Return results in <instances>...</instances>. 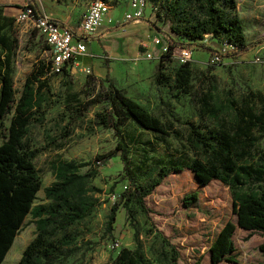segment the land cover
I'll list each match as a JSON object with an SVG mask.
<instances>
[{
	"label": "rangeland",
	"instance_id": "374dc122",
	"mask_svg": "<svg viewBox=\"0 0 264 264\" xmlns=\"http://www.w3.org/2000/svg\"><path fill=\"white\" fill-rule=\"evenodd\" d=\"M0 1L6 3L13 0ZM106 1L112 7L101 18L102 21L108 20L110 16L121 18L129 8L125 5L126 0ZM167 1L147 0L140 19L147 21L151 41L159 38L157 50L147 55L138 47L139 52L131 58L132 62L127 61L129 67H116L118 80L114 79L117 86L122 85L126 94L178 131L176 135L154 132L140 127L131 118L119 125L126 144L130 176L141 185L148 183L157 174L160 164L187 162L194 156H201L184 138L189 124L208 133L219 123L214 116L200 110L189 92L152 81L155 62L166 46V36L187 42L172 30L174 22L168 19L163 7ZM236 1L247 37L250 40L264 38V0H251L250 3L246 0ZM87 2L38 0L36 6L38 11L53 7L59 12H67L72 6L70 15L77 20ZM16 14L12 18L10 30L15 38L7 55L14 89L18 94L25 75L39 61L46 60L48 50L36 27L29 20H16ZM201 40L220 53L232 47L221 34L204 33ZM188 48L191 50L188 59L192 70L191 90H205V85L210 81V100L219 106L221 115L232 117L235 106H248L255 112L262 111L264 117V41L252 45L246 53L236 58L224 56L217 63H212L209 72H206V66L210 63L211 54L196 45ZM179 54L180 47H175L171 56L163 59V70L168 75H172L175 66L181 62ZM256 55L258 59L254 60ZM66 69L67 72L46 74L47 85L42 89L41 99L34 112V117L40 120H31L27 127L26 139L36 151L32 162L40 177V187L31 206L49 202L44 196L43 187L55 179L56 165L64 159L87 162L78 167L81 173L95 168L91 176L84 178L83 185V194L92 199L93 205L88 213L69 226L68 231L74 237L52 264H112L121 246L135 251L143 264H171L170 248L161 241L162 235L178 248L176 264H192L196 260L198 264H210L208 258L207 261L204 258L208 255L206 244L213 231L225 218L235 222L229 188L218 180L201 179L197 182L194 174L185 170L168 174L145 196L150 209L148 215L129 201L130 215L122 205L117 206L110 231H104L109 206L118 200V194L127 181L126 176L122 175L123 168L118 155L106 158L103 164L98 163L95 157L112 148L117 140L111 128L97 123V116L103 106L98 98L106 90V82L84 69ZM72 92H77L79 101L70 99ZM84 104H88L86 109H83ZM9 116L10 113L0 119V134ZM251 131L255 136L254 143L248 150L250 156L246 154L242 161L264 163V125L259 121ZM188 196L195 197L189 201ZM35 220L36 217L30 212L26 213L0 264L16 262L26 242L36 234ZM55 237L63 236L56 231ZM263 238L264 235L258 231H248L235 225L232 233L235 262L222 260L218 264H244L261 259L257 243ZM71 248V252L63 256L66 249Z\"/></svg>",
	"mask_w": 264,
	"mask_h": 264
},
{
	"label": "trees",
	"instance_id": "16d2710c",
	"mask_svg": "<svg viewBox=\"0 0 264 264\" xmlns=\"http://www.w3.org/2000/svg\"><path fill=\"white\" fill-rule=\"evenodd\" d=\"M36 5L32 0V10L38 15ZM163 7L168 19L174 22L172 30L176 35L183 36L187 42L166 36V47L155 62L152 81L189 92L197 101L200 110L214 116L219 123L208 133L199 130L196 125L189 124L184 138L191 148L201 153V156H194L187 162L172 161L169 165L160 164L157 174L148 183L145 185L135 183L130 176L126 144L119 125L131 118L140 127L154 132L176 135L178 131L173 130L169 124L127 95L124 89L118 87L108 76V72L105 73L102 81L106 82V90L98 98L103 106L97 116V123L102 127L111 128L117 140L112 148L96 154L95 157L98 163L103 164L106 158L118 155L122 163V175L126 176L127 181L118 194V200L109 206L103 225L104 231H110L117 206L122 205L130 215L129 201L134 202L148 215L150 209L145 196L168 174L185 170L194 174L197 182L201 179H213L228 186L235 222L225 218L213 231L206 244V250L209 251L210 264H216L220 260L235 262L232 243L235 225L264 234V163L242 161L245 160L246 154L250 156L248 150L254 143L252 128L259 121L264 125L263 112H255L248 106H235L232 117L221 115L219 106L210 100V81L205 85V90H191L192 70L189 61L179 62L173 74L168 75L163 70V59L170 57L175 47L185 48L193 45L206 49L209 54L217 53L221 59L224 56L236 58L252 45L264 41V38H257L252 42L245 40L236 0H168ZM12 18L13 16L3 14L0 8V119L10 113L0 141V263L9 251L22 219L30 212L36 217V234L26 242L14 264H52L74 237L68 231L69 226L88 213L93 205L92 199L83 194V185L84 178L91 176L95 168L81 173L78 172V167L87 162L61 160L56 165L55 179L43 187L44 196L49 202L31 206L40 187V177L38 169L32 162L36 151L26 139V133L31 120H40L34 117V112L41 99L42 89L47 85L46 74L51 72L46 57L45 61H39L25 75L22 87L16 94L7 55V50L11 49V42L15 38L10 31ZM204 33L223 35L225 41L232 45L231 49L225 53L218 52L215 47L201 40ZM45 46L47 48L46 43ZM211 68L212 63H209L206 72ZM62 71L67 72V69L64 67ZM70 99L79 101L77 92L70 93ZM87 106L88 104H84L83 109ZM241 188L243 190H240ZM194 197L187 198L190 201ZM56 231L61 232L63 237H55ZM161 238V241L170 248L171 264H176L179 257L177 246L165 235ZM257 249L264 255V240L257 243ZM71 250L72 248L66 249L63 256L69 254ZM112 264L143 263L135 251H130L127 246H121ZM192 264H198V261ZM245 264H264V260L259 259Z\"/></svg>",
	"mask_w": 264,
	"mask_h": 264
},
{
	"label": "crops",
	"instance_id": "0c3cea01",
	"mask_svg": "<svg viewBox=\"0 0 264 264\" xmlns=\"http://www.w3.org/2000/svg\"><path fill=\"white\" fill-rule=\"evenodd\" d=\"M24 1L25 0H20V1L13 0L11 2L8 1L6 3L0 1L1 11L5 15L14 16V14L18 11L19 6L22 5ZM250 1L251 0H246V2L248 3H250ZM86 5L87 3L80 10L77 20H75L76 19L75 16L70 15V13L72 14V10H73L72 6L68 8L69 11L67 12H59L56 8L54 9L53 7H48V9L47 7H45V10L47 11H45L44 8L43 10L48 15L52 16L54 19L59 20L61 22H65L66 24L69 25V27L74 28L77 25V23L80 22L82 12L84 11ZM125 5H128L127 0L125 2ZM110 7H112L111 4H109L108 9ZM236 8L238 13L239 4L237 1H236ZM239 17L241 18L240 15ZM117 20L122 21V16L121 18H119V16L118 17L110 16L106 21H102L101 19V22L98 25L95 33L91 35L87 40H84L85 52L82 53L81 55H78L74 59V61L70 63L69 66L67 67L68 68L70 67L72 71L84 69V71L91 72L92 76H95L100 79H103L105 73L108 72L107 73L108 76L111 77L114 81V79L118 80V77L116 75L117 74L116 71H118L117 68L120 67L121 65L125 66L126 68L129 67V63H127V61L132 62L131 58L135 57L139 52L138 47L143 49L142 52L144 51L145 53H149V54H152L157 50L156 44H154L149 38V32L147 28L148 24L146 20H139L138 22L137 21L125 22L120 25L116 24ZM241 21L243 24L242 29L244 32L245 40L248 42L249 41L252 42L254 39L250 40L247 37V33L245 30L246 27L243 23L242 18ZM246 52L247 50L242 54ZM118 87H122V85ZM6 124L4 125V127L6 126ZM3 131L5 132V128L3 129ZM4 132H2L0 135L2 136ZM1 136H0V141L2 139ZM262 240H264V238ZM206 251L208 255L204 258V261H207L206 258H209V251L208 250ZM260 254H261L260 260H264V255L261 252Z\"/></svg>",
	"mask_w": 264,
	"mask_h": 264
},
{
	"label": "built area",
	"instance_id": "2783aa9c",
	"mask_svg": "<svg viewBox=\"0 0 264 264\" xmlns=\"http://www.w3.org/2000/svg\"><path fill=\"white\" fill-rule=\"evenodd\" d=\"M33 1L37 2L38 0ZM146 2L147 0H127L129 8L124 11L122 21L117 20L116 24L139 21L143 16V8H145ZM31 4L32 0H26L19 7L15 18L20 21L29 20L36 27L42 36V40L47 45L49 72L53 74L61 72L78 55L85 52L84 40H87L95 33L101 18L106 14L109 7V3L105 0H88L80 22L74 28H71L65 22L54 19L44 11H39V14L36 15L32 10ZM158 42L159 38H155L153 43L156 44ZM190 52V48L180 47L179 60L190 59ZM146 54L150 55L149 53ZM209 59L210 63H217L221 60L217 53H212ZM253 59L257 60L258 56L256 55Z\"/></svg>",
	"mask_w": 264,
	"mask_h": 264
}]
</instances>
